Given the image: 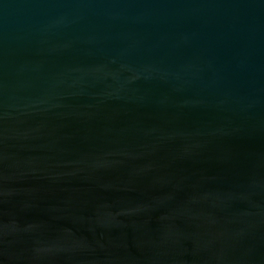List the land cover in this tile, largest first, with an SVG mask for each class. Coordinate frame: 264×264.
<instances>
[{"label": "water", "instance_id": "water-1", "mask_svg": "<svg viewBox=\"0 0 264 264\" xmlns=\"http://www.w3.org/2000/svg\"><path fill=\"white\" fill-rule=\"evenodd\" d=\"M0 264H264V0H0Z\"/></svg>", "mask_w": 264, "mask_h": 264}]
</instances>
